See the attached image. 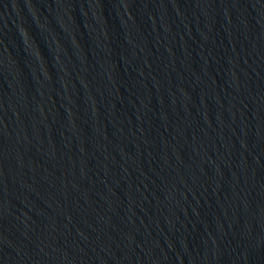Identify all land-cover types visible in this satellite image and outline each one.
I'll list each match as a JSON object with an SVG mask.
<instances>
[{
  "label": "water",
  "instance_id": "95a60500",
  "mask_svg": "<svg viewBox=\"0 0 264 264\" xmlns=\"http://www.w3.org/2000/svg\"><path fill=\"white\" fill-rule=\"evenodd\" d=\"M0 264H264V0H0Z\"/></svg>",
  "mask_w": 264,
  "mask_h": 264
}]
</instances>
